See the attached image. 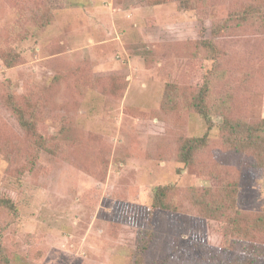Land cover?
Masks as SVG:
<instances>
[{
    "label": "rangeland",
    "instance_id": "rangeland-1",
    "mask_svg": "<svg viewBox=\"0 0 264 264\" xmlns=\"http://www.w3.org/2000/svg\"><path fill=\"white\" fill-rule=\"evenodd\" d=\"M250 6L264 0H208L192 11L178 0H0V199L16 206L0 207V264H235L243 241L200 215L191 196L238 182L239 211L264 210V165L229 150L218 129L224 117L264 120V30L211 32ZM202 39L221 52L207 100L212 131L187 93L164 111L168 85L201 87L215 67L203 50L193 56L190 42ZM3 51L17 56L13 67ZM9 93L30 102L47 141L34 170ZM207 133L182 162L183 141ZM159 186L173 187L176 213L153 208ZM255 244L264 253V235Z\"/></svg>",
    "mask_w": 264,
    "mask_h": 264
},
{
    "label": "trees",
    "instance_id": "trees-1",
    "mask_svg": "<svg viewBox=\"0 0 264 264\" xmlns=\"http://www.w3.org/2000/svg\"><path fill=\"white\" fill-rule=\"evenodd\" d=\"M179 7L185 11H192L208 4V0H178ZM46 17H49L47 15ZM250 24L260 30H264V6H250L230 13L229 17L220 22L214 23L211 28L212 38L225 34L229 29ZM197 48L194 58H197L203 50L215 67L208 69L205 74L204 83L201 87H185L181 91L177 85L170 84L167 87V95L164 100V111L170 112L177 108L176 96L179 94L189 95L185 101L192 107L195 113L201 115L209 127L214 129V122L211 119L207 100H210V80L219 74L216 67L219 65L220 50L212 40L202 39L190 42ZM189 47V44L186 46ZM192 50V49H190ZM4 52V51H3ZM191 52V51H190ZM16 55V54H15ZM6 67L11 68L16 62L11 52L2 55ZM185 96V95H184ZM22 99H25L22 97ZM17 98L9 93L6 97V105L16 117V120L27 135L31 138L29 158L27 167L34 170L37 166L39 155L47 151L46 140L39 133L37 124L34 122L33 107L25 99L22 104ZM225 107V105H223ZM221 132L224 145L231 151H250L256 157V163L264 165V120L258 123H247L241 120H232L228 117L222 119L218 126ZM209 133L202 138L185 139L181 145L179 157L184 163H191L194 154L207 145ZM238 182H227L218 189H207L201 192L194 191L191 200L199 214L206 219L225 223L228 236L240 238L245 245V253L235 258V264H257L264 262V253L260 251L258 244H255L260 235H264V210L254 215L243 214L237 207ZM0 207L8 211H16V206L11 199H0ZM153 208L162 212L176 213L178 208L174 203L173 187L159 186L156 188L153 201ZM150 241V239H149ZM148 247L147 241L139 243V254L145 252ZM14 264L16 263L13 260ZM8 257L1 258L2 264H12Z\"/></svg>",
    "mask_w": 264,
    "mask_h": 264
}]
</instances>
